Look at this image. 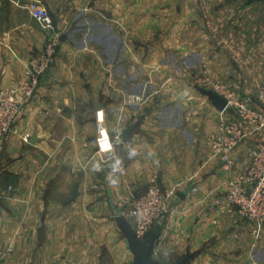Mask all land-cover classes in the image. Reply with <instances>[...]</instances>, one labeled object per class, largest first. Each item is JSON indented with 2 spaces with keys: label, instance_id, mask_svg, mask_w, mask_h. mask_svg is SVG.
Segmentation results:
<instances>
[{
  "label": "crops",
  "instance_id": "0c3cea01",
  "mask_svg": "<svg viewBox=\"0 0 264 264\" xmlns=\"http://www.w3.org/2000/svg\"><path fill=\"white\" fill-rule=\"evenodd\" d=\"M32 1L0 0V89L22 82L45 47ZM40 1L66 37L0 148V264H133L112 205L129 213L153 182L177 191L155 244L161 264L188 253L190 264H264V234L210 210L229 177L208 143L221 111L185 84L200 74L258 106L264 0ZM177 75L187 80L171 84ZM260 142L264 129L233 152L235 169Z\"/></svg>",
  "mask_w": 264,
  "mask_h": 264
},
{
  "label": "built area",
  "instance_id": "2783aa9c",
  "mask_svg": "<svg viewBox=\"0 0 264 264\" xmlns=\"http://www.w3.org/2000/svg\"><path fill=\"white\" fill-rule=\"evenodd\" d=\"M28 10L46 32V44L40 53L27 61L22 82L0 89V148L11 139L25 106L35 96L43 78L53 70L58 58L60 34L53 26L48 9L42 1L34 0ZM200 85L217 92L228 103L221 111L216 133L208 141L214 156L222 160L223 168L229 173L225 192L209 197L210 210L237 215L259 239L264 234V142L249 149L250 163L245 169H235L232 155L251 133L264 129V87L257 94L258 106H254L222 82L204 78ZM145 100L143 94L128 96L130 104H141ZM30 139L29 133L23 136L25 142ZM192 191L196 192L198 188L193 187ZM176 196V190L153 182L146 193L130 201L129 213L122 214L129 219L137 237L142 239L170 214L171 201Z\"/></svg>",
  "mask_w": 264,
  "mask_h": 264
},
{
  "label": "water",
  "instance_id": "95a60500",
  "mask_svg": "<svg viewBox=\"0 0 264 264\" xmlns=\"http://www.w3.org/2000/svg\"><path fill=\"white\" fill-rule=\"evenodd\" d=\"M49 14L52 16L53 19V26L55 30H58L57 27V17L55 14H53L50 10ZM65 35L60 39L64 40ZM197 90L201 92L204 96L208 97V99L212 102V104L220 111H223L227 108V101L217 92L206 89L202 86H198ZM140 119L135 121L134 123L127 126V128L124 130V132L120 136V140L122 142H127L134 130L139 126ZM36 136L31 140L32 143L36 141ZM78 194V189L76 188L74 190L73 196L76 197ZM185 195V194H184ZM113 211L115 214V219L117 222V225L121 232L123 233L129 249L131 250L133 254V264H161L160 261H158L155 258V244L158 238L161 236L162 233V224H158L156 227L150 229L142 239H139L137 235L134 232V229L130 223V221L122 214V208H115L113 205ZM192 259V254L188 253L186 256L178 260L177 262L173 264H190Z\"/></svg>",
  "mask_w": 264,
  "mask_h": 264
},
{
  "label": "rangeland",
  "instance_id": "374dc122",
  "mask_svg": "<svg viewBox=\"0 0 264 264\" xmlns=\"http://www.w3.org/2000/svg\"><path fill=\"white\" fill-rule=\"evenodd\" d=\"M263 1V0H261ZM148 47V46H147ZM197 76L195 77H192V82L190 83H185V84H201L202 83V80L203 78L200 77V74H196ZM182 80H187V76H179L177 75L175 77V79L173 80V82L171 84H178V81L181 82ZM180 84H183L182 82ZM127 218V217H126ZM128 219V218H127ZM129 220V219H128ZM126 242V241H125ZM127 251L129 252V248H128V245H127ZM132 259H133V255H132ZM117 263V262H116ZM123 263V261H121V264Z\"/></svg>",
  "mask_w": 264,
  "mask_h": 264
},
{
  "label": "bare ground",
  "instance_id": "6f19581e",
  "mask_svg": "<svg viewBox=\"0 0 264 264\" xmlns=\"http://www.w3.org/2000/svg\"><path fill=\"white\" fill-rule=\"evenodd\" d=\"M157 225H158V224H157ZM157 225H156V226H157Z\"/></svg>",
  "mask_w": 264,
  "mask_h": 264
}]
</instances>
